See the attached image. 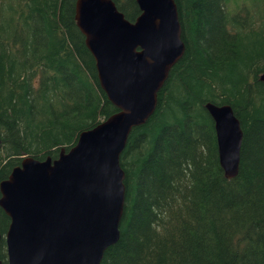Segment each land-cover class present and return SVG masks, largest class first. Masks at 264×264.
Returning <instances> with one entry per match:
<instances>
[{
	"label": "trees",
	"instance_id": "obj_1",
	"mask_svg": "<svg viewBox=\"0 0 264 264\" xmlns=\"http://www.w3.org/2000/svg\"><path fill=\"white\" fill-rule=\"evenodd\" d=\"M111 1L129 22L139 14L135 0ZM173 1L184 52L120 154L119 235L99 264H264V0ZM74 2L0 0V181L22 158L54 159L117 112ZM205 103L230 106L239 121L232 179ZM7 224L0 209L1 235Z\"/></svg>",
	"mask_w": 264,
	"mask_h": 264
},
{
	"label": "water",
	"instance_id": "obj_2",
	"mask_svg": "<svg viewBox=\"0 0 264 264\" xmlns=\"http://www.w3.org/2000/svg\"><path fill=\"white\" fill-rule=\"evenodd\" d=\"M135 3L139 14L129 22L111 0L74 2L98 85L117 112L81 131L56 158H22L0 181L5 264H99L118 239L125 196L120 154L131 130L153 114L157 93L184 52L174 1ZM258 80L264 84V72ZM203 107L213 122L218 165L232 179L239 121L228 105Z\"/></svg>",
	"mask_w": 264,
	"mask_h": 264
}]
</instances>
